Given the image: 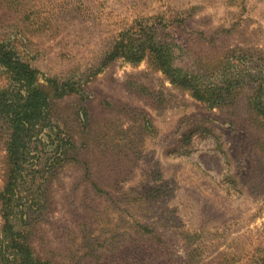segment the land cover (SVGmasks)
<instances>
[{
    "label": "rangeland",
    "instance_id": "rangeland-1",
    "mask_svg": "<svg viewBox=\"0 0 264 264\" xmlns=\"http://www.w3.org/2000/svg\"><path fill=\"white\" fill-rule=\"evenodd\" d=\"M159 14L185 20L181 37L209 65L234 50L264 65V0H0V46L38 69L49 90L44 77H81L114 33ZM83 89L53 103L75 148L32 229L42 259L264 264V127L249 105L255 86L229 107L209 109L147 60H117ZM5 156L0 139V189ZM2 225L0 215V232Z\"/></svg>",
    "mask_w": 264,
    "mask_h": 264
},
{
    "label": "trees",
    "instance_id": "trees-1",
    "mask_svg": "<svg viewBox=\"0 0 264 264\" xmlns=\"http://www.w3.org/2000/svg\"><path fill=\"white\" fill-rule=\"evenodd\" d=\"M181 33H188L184 19L169 20L163 14L138 19L102 44L88 73L44 77L49 90L41 85L38 69L13 49L0 46L6 80L0 85V139L6 154L0 189V264H53L42 259L31 242L32 229L49 210L51 185L75 148L53 117V103L82 95L84 85L117 60L133 65L147 60L175 88L209 109L229 107L246 86H255L249 105L264 127V65H254V55L240 50L209 65L186 45ZM142 120L150 129L149 117Z\"/></svg>",
    "mask_w": 264,
    "mask_h": 264
}]
</instances>
